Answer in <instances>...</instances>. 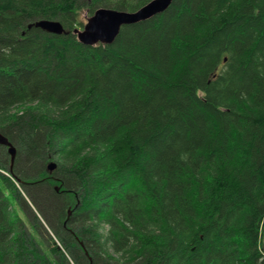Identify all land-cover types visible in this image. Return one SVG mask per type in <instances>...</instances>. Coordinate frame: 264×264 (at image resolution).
Masks as SVG:
<instances>
[{
    "label": "trees",
    "instance_id": "trees-1",
    "mask_svg": "<svg viewBox=\"0 0 264 264\" xmlns=\"http://www.w3.org/2000/svg\"><path fill=\"white\" fill-rule=\"evenodd\" d=\"M148 1L0 0V264H264V0Z\"/></svg>",
    "mask_w": 264,
    "mask_h": 264
},
{
    "label": "water",
    "instance_id": "water-1",
    "mask_svg": "<svg viewBox=\"0 0 264 264\" xmlns=\"http://www.w3.org/2000/svg\"><path fill=\"white\" fill-rule=\"evenodd\" d=\"M170 1L150 0L134 11L99 7L87 18L86 23L81 29H74V33L78 41L85 45H94L98 42L109 44L115 39L122 26L151 18L164 11ZM32 25L52 34H61L64 32V27L61 22L54 19H39L29 24L28 27ZM0 145L7 148V153L10 156V165L12 166L16 155V148L1 132ZM55 166L56 164L53 161H50L46 165L49 171H52Z\"/></svg>",
    "mask_w": 264,
    "mask_h": 264
},
{
    "label": "rangeland",
    "instance_id": "rangeland-1",
    "mask_svg": "<svg viewBox=\"0 0 264 264\" xmlns=\"http://www.w3.org/2000/svg\"><path fill=\"white\" fill-rule=\"evenodd\" d=\"M79 18L83 21V24L86 22V20H87V15H86V13L85 12H82V13H80L79 14ZM0 158H1V155H0ZM50 161H52V160H49L48 162H50ZM47 162V163H48ZM41 204V203H40ZM42 206V205H41ZM263 240H264V235H263ZM56 242H57V244H58V240L56 239ZM59 247L61 248V245H60V243H59Z\"/></svg>",
    "mask_w": 264,
    "mask_h": 264
}]
</instances>
